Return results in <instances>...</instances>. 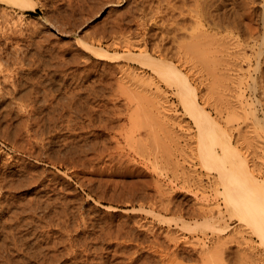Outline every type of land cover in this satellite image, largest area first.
Wrapping results in <instances>:
<instances>
[{"label": "rangeland", "instance_id": "1", "mask_svg": "<svg viewBox=\"0 0 264 264\" xmlns=\"http://www.w3.org/2000/svg\"><path fill=\"white\" fill-rule=\"evenodd\" d=\"M29 1L0 0V264H264L201 157L176 83L145 59L188 74L200 107L264 181V0ZM191 40L202 43L196 58ZM13 82L25 99L10 96Z\"/></svg>", "mask_w": 264, "mask_h": 264}, {"label": "bare ground", "instance_id": "2", "mask_svg": "<svg viewBox=\"0 0 264 264\" xmlns=\"http://www.w3.org/2000/svg\"><path fill=\"white\" fill-rule=\"evenodd\" d=\"M11 1V0H10ZM118 1V0H117ZM27 2H31V1H25V0H13V4H18L19 6H21L22 7V9H31L32 8V3H30L31 5L29 6L28 4H27ZM98 2V1H97ZM11 3V4H12ZM12 4V5H13ZM18 5H16V6H18ZM75 5V4H74ZM20 7V8H21ZM34 7V6H33ZM206 15V14H205ZM206 23V22H205ZM209 24V23H208ZM141 25V24H140ZM202 28H203V26H201ZM193 28V27H192ZM200 29V28H199ZM180 30V29H179ZM194 30V29H193ZM202 30V29H201ZM195 32V31H194ZM204 32V31H203ZM170 33V32H169ZM188 33V32H187ZM205 33H206V31H205ZM172 34V33H171ZM189 34V33H188ZM195 35H198V34H195ZM195 35H192L193 37L192 38H196L197 39V37H199L200 36V34H199V36H197V37H195ZM203 35H204V33H203ZM202 35V36H203ZM206 35H208V34H205V37H206ZM190 36V35H189ZM202 36H200L201 38H202ZM172 37V36H171ZM208 37V36H207ZM206 37V38H207ZM189 38V37H188ZM203 38H204V36H203ZM206 38H205V41L203 42V44H205L206 42H207V40H206ZM175 39V38H174ZM122 40V39H121ZM179 40V39H178ZM177 40V41H178ZM183 40V39H182ZM181 40V41H182ZM185 40L186 39H184V42H185ZM200 40V39H199ZM202 41L204 40V39H201ZM180 41V40H179ZM192 41V40H191ZM196 41V40H195ZM195 41L193 40L192 42L194 43H189L191 46H188V50H193L192 52H193V54H194V52L195 51H197V43H200L201 45H202V43L201 42H196L195 43ZM208 41H210V40H208ZM212 41V40H211ZM187 42H188V40H187ZM186 42V43H187ZM181 43V42H180ZM211 43V42H210ZM177 44V43H176ZM184 44V43H183ZM182 44V45H183ZM200 44H198V45H200ZM208 44V42L206 43V45ZM192 45H194V46H192ZM205 45V46H206ZM209 45H211V44H209ZM128 46V45H127ZM127 46H126V48H127ZM181 46V45H180ZM205 46H203L202 47V50L205 48ZM208 46V45H207ZM130 47V46H129ZM156 47V46H155ZM158 47V46H157ZM183 47V46H182ZM193 48V49H190V48ZM201 47V46H200ZM200 47H198L199 49H200ZM185 48H187L186 46H185ZM1 49V48H0ZM178 49V48H177ZM182 49V48H181ZM196 49V50H195ZM128 50V49H127ZM130 50V49H129ZM160 50V49H159ZM173 50H175V48L173 49ZM172 50V51H173ZM184 50V49H183ZM140 51V50H139ZM177 51V50H176ZM181 51V50H180ZM208 51V50H207ZM184 52V51H183ZM200 52H202V53H204L203 51H201V49L198 51V53L200 54ZM209 52V51H208ZM212 52V51H211ZM218 52H221L220 50L218 51ZM164 53V52H163ZM196 53V52H195ZM197 53V54H198ZM213 54H214V52H212ZM17 54V53H16ZM96 54V53H95ZM98 54L99 53H97L96 55L98 56ZM108 54V53H107ZM140 54H141V52L139 53V55L138 56H140ZM146 55H148L147 53H145ZM159 54V53H158ZM175 54H177V53H175ZM180 54V53H179ZM186 54V52H184V55ZM193 54H191L190 53V55H192L193 56ZM206 54V53H205ZM109 55V54H108ZM134 55H136V54H134ZM178 55V54H177ZM196 54H194V57L196 58L197 56H195ZM99 56H100V58H101V53L99 54ZM125 56V55H124ZM137 56V55H136ZM135 56V57H136ZM181 56V55H180ZM192 56H190V57H192ZM198 56H200V55H198ZM201 56H202V54H201ZM208 56V55H207ZM108 57H111L110 55L108 56ZM126 57V56H125ZM128 57V56H127ZM148 58H145V59H147V61L149 62H147L146 61V63H148L149 65L148 66H151V64H153L152 66H151V71H152V69H153V71L154 72H156V73H154V74H157L159 77H161V79H162V77L165 79V80H167V81H169V82H173L172 84L173 85H175V83H176V85L174 86V87H177V89H175V90H177V92H175V94L176 95H178V97L180 96L181 98V100H183V102L181 101V103L183 104L182 106H184L185 108H186V112H188V113H190L191 115L190 116H192L193 117V120H194V118H195V120H196V122L197 123H195V120H194V123L197 125L198 124V128H197V131L199 130V142L200 143H198V146H199V149L198 150H200L201 149V157H202V159H204V161H205V165L206 164H209V166H211L212 167V170H213V166H215L216 168L215 169H217V172H218V174L217 175H219V178H216L218 181H219V179H221L220 181L222 182V185H220V183L218 182V181H216V182H218L219 184L218 185H220L221 187L223 186V190H222V192H221V195L224 197V202H225V205L228 207V208H231V209H233L234 210V212L236 213V215L238 216V218H239V220L240 221H244V222H246V223H250V224H247L248 225V227L249 228H251L252 229V231L255 233V235H256V237L258 238V241H259V244L262 246V247H264V199H262V198H260L261 197V194L262 193H264V181H261V182H259V181H257L255 178H254V176H253V173H254V171H250V169H249V167H248V165H247V163H246V157H245V159H244V157H242L240 154H239V152H236V151H234V150H232V146L233 145H231V143H230V138H229V136L226 134V132L224 131L225 129H224V127H222L223 128V130L221 129V127H219L218 125H217V123L212 119V118H210L209 117V114L207 113V112H205L201 107H200V105L199 104H201V103H199L198 102V100H197V97L198 96H196L197 94L195 93V89H191V87H190V83H189V80H188V74L186 75V74H184L181 70H179L177 67H175V65H171L172 63H169L168 62V64H166V63H164V62H162L160 59H159V61L157 60V61H154L152 58H150L151 56L150 55H148L147 56ZM178 57H179V55H178ZM184 57V56H183ZM189 57V56H188ZM216 57V56H215ZM130 58V57H129ZM132 58V57H131ZM180 58V57H179ZM193 58V57H192ZM195 58H194V60H195ZM199 58V57H198ZM220 58H222V57H220ZM144 59V60H145ZM153 60V61H151L150 62V60ZM185 59V58H184ZM202 58L200 57V60H201ZM223 59V58H222ZM164 60V59H163ZM190 60V59H189ZM188 60V61H189ZM192 60V59H191ZM199 60V59H198ZM197 60V62H199ZM203 60H206V62L204 61V63H207L208 61H209V63H212V62H210L211 61V59H206L205 57H203ZM203 60H201L202 62H203ZM208 60V61H207ZM213 60V59H212ZM185 61V60H184ZM193 61V60H192ZM200 61V62H201ZM220 61V60H219ZM142 62V61H141ZM182 62H183V60H182ZM191 62V61H190ZM189 62V63H190ZM201 62V63H202ZM213 62H214V60H213ZM221 62V61H220ZM151 63V64H150ZM187 63V62H186ZM193 63V62H192ZM196 63V62H195ZM209 63H207V64H209ZM215 63V65L217 64H219L218 63V61H216V62H214ZM214 63H212V64H214ZM143 64V63H142ZM170 64V65H169ZM197 64H199V63H197ZM189 65V64H188ZM192 65V64H191ZM231 65V64H230ZM144 66H145V64H144ZM190 66V65H189ZM189 66H188V68H189ZM207 66V65H206ZM206 66H204V67H202V68H204L205 69V67ZM212 66H214V65H211V67ZM219 66V65H218ZM1 67V66H0ZM153 67V68H152ZM191 67V66H190ZM192 67H193V65H192ZM196 67V66H195ZM197 67H199V66H197ZM196 67V68H197ZM209 67L210 66H208L207 67V69H209ZM222 67V66H221ZM214 67H212V69H209L210 71V73L209 72H207V74L210 76L211 74H213V72H211L212 70H215L216 69V71H217V68L215 67L214 69H213ZM192 68H190L189 70H191ZM207 69H205V70H207ZM229 69V68H228ZM227 69V70H228ZM226 70V71H227ZM200 71V70H199ZM229 72H230V70H228ZM232 71V70H231ZM234 71V70H233ZM134 72V71H133ZM188 72V71H187ZM191 72V71H190ZM202 72V71H201ZM222 72V71H221ZM205 73V72H204ZM219 73H220V71H219ZM228 73V72H227ZM194 74V73H193ZM197 74H199V73H197ZM206 74V75H207ZM222 74V73H221ZM229 74V73H228ZM156 75V76H157ZM207 75V76H208ZM220 75V74H219ZM223 75V74H222ZM230 75V74H229ZM129 76V75H128ZM215 76V77H214ZM226 76V75H225ZM127 77V76H126ZM158 77V78H159ZM196 77V76H195ZM210 77H213V78H216V74H215V72H214V74L212 75V76H210ZM228 77V76H227ZM146 78V77H145ZM206 78V77H205ZM204 78V79H205ZM218 78V77H217ZM217 78H216V81H217ZM230 78V77H229ZM234 78V77H233ZM163 79V80H164ZM200 79V78H199ZM218 79H220V78H218ZM211 80V79H210ZM212 80H214V79H212ZM221 80H222V78H221ZM234 80V79H233ZM138 81H140V80H138ZM197 81V80H196ZM199 81V80H198ZM214 81H212V83H213ZM219 82V81H218ZM29 83V82H28ZM143 83V82H142ZM148 83H149V81H148ZM152 83V82H151ZM217 84V83H216ZM221 85H222V83H220ZM154 84H152V86H153ZM158 85V84H157ZM212 86V85H211ZM218 86H220V85H218ZM120 87V86H119ZM214 87V86H213ZM221 87V86H220ZM11 91H9V94H10V96H12V98L13 99H17L18 97H17V95H19V98L20 99H22L23 97H24V99H25V97L26 96H28V95H22L21 96V92L18 90L19 89V86L15 83V82H13L12 83V85H11ZM170 88V87H169ZM209 88H210V86H209ZM224 88V87H223ZM22 89V88H21ZM142 89V88H141ZM225 89V88H224ZM7 90V89H6ZM92 90V89H91ZM119 90H121V89H119ZM211 90V89H210ZM213 90V89H212ZM228 90V89H227ZM123 91V90H122ZM208 91V90H207ZM209 92V91H208ZM123 93V92H122ZM131 93V92H130ZM138 93V92H137ZM213 93V92H212ZM26 94V93H25ZM164 94H165V91H164ZM174 94V93H173ZM196 94V95H195ZM222 94V93H221ZM148 95V94H147ZM166 95V94H165ZM203 95V94H202ZM163 96V95H162ZM17 97V98H16ZM134 97V96H133ZM177 97V98H178ZM203 97V96H202ZM141 98V97H140ZM155 98V97H154ZM153 98V99H154ZM200 98V97H199ZM204 98H205V96H204ZM12 99V100H13ZM133 99V98H132ZM137 99V98H136ZM141 99H143V98H141ZM140 99V100H141ZM151 99V97H149V100ZM153 99H151V101H153ZM207 99V98H206ZM206 99H203V100H206ZM27 100V99H26ZM80 100V99H79ZM127 100H129V99H127ZM134 100V99H133ZM132 100V101H133ZM138 100V99H137ZM143 100H145V99H143ZM155 100V99H154ZM19 101V100H18ZM135 101V100H134ZM148 101V100H147ZM157 101V100H156ZM22 102H23V100H22ZM71 102V101H70ZM130 102V101H129ZM164 103V102H163ZM157 104V103H156ZM208 104V103H207ZM158 105V104H157ZM157 105H156V107H157ZM173 105V104H172ZM204 105H206V103L204 104ZM51 106V105H50ZM152 106V105H151ZM159 106V105H158ZM163 107V106H162ZM165 107V106H164ZM183 107V108H184ZM140 108V107H139ZM184 108V109H185ZM204 108V107H203ZM77 109V108H76ZM75 109V110H76ZM160 110V109H159ZM163 110H165V109H163ZM170 110V109H169ZM190 112H189V111ZM166 111H168V110H166ZM220 111V110H219ZM250 111H252V110H250ZM204 112H205V114H204ZM221 112V111H220ZM76 113V112H75ZM144 113V112H143ZM147 113V112H146ZM145 113V114H146ZM187 113V114H188ZM196 114V116L194 115V114ZM154 114V113H153ZM161 114V113H160ZM206 114H208V115H206ZM221 114H222V112H221ZM247 114H249V113H247ZM137 114H136V110H135V116L134 117H138V116H136ZM244 115V114H243ZM53 116V115H52ZM94 116V115H93ZM144 116H146V115H144ZM151 116H153L152 115V113H151ZM162 116V115H161ZM163 116H164V114H163ZM189 116V117H190ZM245 116V115H244ZM248 116V115H247ZM89 117V116H88ZM110 117V116H109ZM131 117V116H130ZM154 117H156V116H154ZM256 117V116H255ZM55 118V117H54ZM112 118V117H111ZM135 118V119H136ZM145 118V117H144ZM172 118H174V117H172ZM244 118V117H243ZM246 118V117H245ZM68 119V118H67ZM146 119H148V118H146ZM146 119L144 120V121H146ZM156 119V118H155ZM159 119V118H158ZM132 119H130L129 121H131ZM137 120H139V118L137 119ZM142 120V119H141ZM140 120V121H141ZM229 120H231V119H229ZM255 120V119H254ZM257 120V119H256ZM147 121H150L149 119L147 120ZM146 121V122H147ZM250 121V120H249ZM110 122V121H109ZM154 122V121H153ZM156 122V121H155ZM161 122H162V120H161ZM173 122V121H172ZM176 122V121H175ZM200 122V123H199ZM248 122V121H247ZM251 122V121H250ZM135 123V122H134ZM138 123V122H137ZM145 123V122H144ZM148 123V122H147ZM204 123V124H203ZM229 123H230V125L233 123L232 121H229ZM228 123V124H229ZM31 124V123H30ZM89 124V123H88ZM139 124V123H138ZM143 123H140V125H142ZM156 124V123H155ZM159 124H161V123H159ZM228 124H226V125H228ZM132 126L134 125V124H131ZM130 125V126H131ZM137 125V124H136ZM147 125H150V123L149 124H147ZM161 125H164V124H161ZM167 125V124H166ZM196 125H195V127H196ZM204 125V126H203ZM225 125V126H226ZM229 125V126H230ZM249 125V124H248ZM40 126V125H39ZM131 126V127H132ZM151 126V125H150ZM232 126V125H231ZM237 126V125H236ZM250 126V125H249ZM260 126H262V125H260ZM77 127V126H76ZM117 127V126H116ZM138 127V126H137ZM142 127V126H141ZM161 127V126H160ZM201 127V128H200ZM233 127V126H232ZM231 127V128H232ZM247 127V126H246ZM251 127H252V125H251ZM114 128V127H113ZM168 128V127H167ZM230 128V127H229ZM238 128V127H237ZM235 129V128H234ZM249 129V128H248ZM252 129V128H251ZM258 129H260L259 127H258ZM165 130H166V128H165ZM230 130V129H229ZM247 130V129H246ZM171 131V130H170ZM174 131V130H173ZM237 131H238V129H237ZM245 131V130H244ZM130 132V131H129ZM169 132V131H168ZM227 132H229V131H227ZM239 132V131H238ZM237 132V133H238ZM178 133H180V132H178ZM240 133V132H239ZM243 133V132H242ZM30 134V133H29ZM131 134V133H130ZM7 135V134H6ZM67 135V134H66ZM125 135V134H124ZM230 135V134H229ZM246 135V134H245ZM256 135H258V134H256ZM132 136V135H131ZM150 136V135H149ZM232 137V136H231ZM245 138V137H244ZM248 138V137H247ZM249 138H250V136H249ZM252 138V137H251ZM260 138V137H259ZM178 139H180V136H179V138ZM245 140H246V138H245ZM252 140V139H251ZM237 141V140H236ZM240 141V140H239ZM259 141H261V138H260V140ZM258 141V142H259ZM48 142V141H47ZM96 142V141H95ZM172 142V141H171ZM198 142V141H197ZM247 142H249L248 140H247ZM254 142V141H253ZM261 142H264V141H261ZM97 143V142H96ZM250 143V142H249ZM65 144V143H64ZM90 144V143H89ZM173 144V143H172ZM200 144V145H199ZM215 144H219L220 146H221V152L218 154V152H216L213 148V146L215 145ZM243 145V144H242ZM246 146H248L247 144H245ZM244 145V146H245ZM257 145V144H256ZM103 146H105V145H103ZM16 147V146H15ZM152 147V146H151ZM217 147H219V146H217ZM114 148V147H113ZM142 148H143V146H142ZM166 148V147H165ZM248 148V147H247ZM246 148V149H247ZM167 149V148H166ZM236 149V148H235ZM257 149V148H256ZM141 149H139V151H140ZM169 150V149H168ZM248 150V149H247ZM259 150V149H258ZM79 151V150H78ZM98 151V150H97ZM251 151V150H250ZM38 152V151H37ZM81 152V151H80ZM254 152V151H253ZM252 152V153H253ZM142 153V152H141ZM251 153V152H250ZM249 153V154H250ZM258 153V152H257ZM42 154V153H41ZM97 154V153H96ZM234 154V155H233ZM190 155V154H189ZM252 156L254 157L255 156V154L253 155L252 154ZM112 157V156H111ZM171 157V156H170ZM197 157H198V155H197ZM200 157V156H199ZM199 157H198V159H199ZM249 157V156H248ZM114 158V157H113ZM119 158V157H118ZM153 158V157H152ZM169 158V157H168ZM257 158H259L258 156H257ZM121 159V158H120ZM172 159V158H171ZM191 159V158H190ZM201 159V158H200ZM77 160V159H76ZM246 160V161H245ZM252 160V159H251ZM259 160V159H258ZM93 161V160H92ZM262 161H264V160H262ZM174 162V161H173ZM260 162V161H259ZM76 163H78V162H76ZM119 163V162H118ZM118 163H117V165H118ZM129 163V162H128ZM172 163V162H171ZM104 164V163H103ZM226 164H228V166L226 165ZM253 165V164H252ZM255 165V164H254ZM206 166H208V165H206ZM106 167V166H105ZM155 167V166H154ZM169 167V166H168ZM182 167V166H181ZM256 167V166H255ZM76 168V167H75ZM214 169V170H215ZM174 170V169H173ZM182 170V169H181ZM208 170H210V169H208ZM86 171V170H85ZM196 171V170H195ZM182 172V171H181ZM177 173V172H176ZM257 173V172H256ZM179 174H180V172H179ZM183 175V174H182ZM262 175H264V174H262ZM187 176V175H186ZM218 177V176H217ZM188 178V177H187ZM260 180V179H259ZM262 180H264V178H262ZM216 182H215V184H216ZM143 185V184H142ZM197 185V184H196ZM217 185V187H219ZM216 187V185L214 186V188ZM213 188V187H212ZM144 190V189H143ZM214 191H215V189H213ZM203 197H205V196H203ZM215 197V196H214ZM159 198V197H158ZM154 199V198H153ZM161 200V199H160ZM154 201V200H153ZM160 202V201H159ZM57 203V202H56ZM161 203H162V201H161ZM165 203V202H164ZM164 203H162V205L164 204ZM195 203V202H194ZM198 204V203H197ZM206 205V204H205ZM12 206V205H11ZM161 206V205H160ZM198 206H200V205H198ZM26 208V207H25ZM159 208V207H158ZM162 208V207H161ZM173 208V207H172ZM164 209H168V205H166V203H165V206H164ZM175 209H177V208H175ZM207 209V208H206ZM210 209H212V208H210ZM225 209V208H224ZM2 210V209H1ZM207 211V210H206ZM226 211V210H225ZM207 212H209V211H207ZM227 212V211H226ZM177 213V212H176ZM213 213V212H212ZM228 214V213H227ZM229 215V214H228ZM232 215H234V214H232ZM51 216V215H50ZM217 216V215H216ZM229 217V216H228ZM230 218V217H229ZM75 219V218H74ZM209 219V218H208ZM225 219V218H224ZM213 220V219H212ZM215 220V219H214ZM239 220H238V222H239ZM85 221V220H84ZM49 222V221H48ZM202 223V222H201ZM198 224V223H197ZM215 224V223H214ZM214 224L212 225V224H208L210 227H211V230H213L212 228H214ZM239 224V223H238ZM198 225H200V224H198ZM202 225V224H201ZM206 225V224H205ZM204 225V226H205ZM55 226V225H54ZM203 226V227H204ZM213 226V227H212ZM216 226V225H215ZM77 227V226H76ZM248 227H246V228H248ZM26 228V227H25ZM84 228V227H83ZM208 229H209V227H207ZM218 228V227H217ZM217 228H215V229H217ZM239 228H240V226H239ZM184 229V228H183ZM214 229V230H215ZM223 229V228H222ZM221 229V230H222ZM241 229H242V227H241ZM82 230V229H81ZM220 231V230H219ZM248 231H250V230H248ZM2 232V231H1ZM19 232V231H18ZM222 232V231H221ZM220 232V233H221ZM224 232V231H223ZM6 234V233H5ZM238 234V233H237ZM19 235V234H18ZM8 236V235H7ZM230 236V235H229ZM218 237V236H217ZM234 237V236H233ZM219 238V237H218ZM223 238V237H222ZM232 238V237H231ZM236 238V237H235ZM226 239V238H225ZM12 240V239H11ZM17 240V239H16ZM220 241H221V239H220ZM229 241V240H228ZM228 241H226V242H228ZM242 241H244V239L242 240ZM244 242H247V241H244ZM219 243H221V242H219ZM1 244V243H0ZM223 244V243H222ZM79 245V244H78ZM220 245V244H219ZM219 245H217L216 247H218ZM239 245V244H238ZM202 246H203V244H202ZM201 246V247H202ZM204 246H206V245H204ZM214 246V245H213ZM221 246V245H220ZM219 246V247H220ZM225 246V245H224ZM215 247V246H214ZM80 248V247H79ZM71 249V248H70ZM201 249H203V248H201ZM200 249V250H201ZM255 249V248H254ZM54 250V249H53ZM235 250H237V249H235ZM225 251V250H224ZM230 251V250H229ZM203 252V251H202ZM207 252V251H206ZM219 252H221V251H219ZM218 252V253H219ZM223 252V251H222ZM235 252V251H234ZM209 253V252H208ZM207 253V254H208ZM224 253V252H223ZM242 253H244V252H242ZM241 253V254H242ZM59 254V253H58ZM68 254V253H67ZM221 254V253H220ZM239 253H237V255H238ZM49 255V254H48ZM160 255V254H159ZM201 255H203V253L201 254ZM206 255V254H205ZM211 255H212V257L214 256L212 253H210L209 254V256L210 257H208V258H211L209 261H212V259L214 258H212L211 257ZM218 255L219 254H217L216 256L218 257ZM250 255V254H249ZM220 256V255H219ZM221 256H222V254H221ZM220 256V257H221ZM242 256V255H241ZM244 256V255H243ZM203 257V256H202ZM205 258V260L206 259H208V258H206V256H204ZM247 257V255L245 256V259H247L246 258ZM250 257V256H249ZM60 258V257H59ZM162 258V257H161ZM218 259V258H217ZM257 259V258H256ZM161 260V259H160ZM216 260V259H215ZM220 260H221V258H220ZM223 260V259H222ZM248 260V259H247ZM261 260V259H260ZM217 261V260H216ZM233 261V260H232ZM242 262H241V264H244V261H243V259L241 260ZM256 261V260H255ZM254 261V262H255ZM213 263H214V259H213V261H212ZM239 262V261H238ZM237 262V263H238ZM249 262V261H248ZM248 262H247V264H248ZM250 262H252V260L250 261ZM249 262V263H250ZM145 263V262H144ZM217 263V262H216ZM215 263V264H216ZM245 263H246V261H245ZM257 263V262H256ZM234 264V263H233ZM252 264V263H251ZM255 264V263H254Z\"/></svg>", "mask_w": 264, "mask_h": 264}]
</instances>
